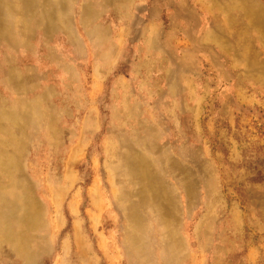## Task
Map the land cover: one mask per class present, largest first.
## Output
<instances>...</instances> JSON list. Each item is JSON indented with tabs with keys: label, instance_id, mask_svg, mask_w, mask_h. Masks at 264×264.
<instances>
[{
	"label": "rangeland",
	"instance_id": "obj_1",
	"mask_svg": "<svg viewBox=\"0 0 264 264\" xmlns=\"http://www.w3.org/2000/svg\"><path fill=\"white\" fill-rule=\"evenodd\" d=\"M0 264H264V0H0Z\"/></svg>",
	"mask_w": 264,
	"mask_h": 264
}]
</instances>
